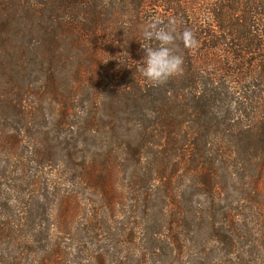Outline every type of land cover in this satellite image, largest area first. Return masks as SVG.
Returning <instances> with one entry per match:
<instances>
[{"label":"trees","instance_id":"trees-1","mask_svg":"<svg viewBox=\"0 0 264 264\" xmlns=\"http://www.w3.org/2000/svg\"><path fill=\"white\" fill-rule=\"evenodd\" d=\"M153 18L174 20L177 33L187 29L195 39L192 47L177 41L182 69L161 85L140 73L141 44L156 46L142 39ZM43 101L55 105L57 132L70 133L60 143L70 166L91 145L100 149L79 178L110 208L124 198L111 176L120 144L140 170L128 185L131 204L123 219L137 229L123 240L135 235L136 264H175L187 256L191 264H205L206 247L195 235L202 229L234 248L243 212L237 217L219 200L232 186L257 202L252 209L264 246V0H0V154L33 134ZM41 142L43 164L53 147L48 134ZM187 174L206 206L194 208L180 194L178 182ZM86 225L77 246H66L67 221L60 223L54 245L27 264H110L105 245L118 248V235L97 214ZM13 230L10 222L0 225L1 235ZM43 238L49 241L48 234ZM90 239L99 251L90 250ZM17 258L0 264H26Z\"/></svg>","mask_w":264,"mask_h":264},{"label":"rangeland","instance_id":"rangeland-1","mask_svg":"<svg viewBox=\"0 0 264 264\" xmlns=\"http://www.w3.org/2000/svg\"><path fill=\"white\" fill-rule=\"evenodd\" d=\"M39 107L44 115L39 117L35 125L32 124L33 134L25 137L20 147L14 152L0 154V173L3 177L0 182V225L10 222L14 227L13 231L4 235L0 234V258H5L0 261H11L13 257H21L17 259L27 264L31 259H38L44 248H51L54 245L58 236L55 234L60 231V223L64 221H67V229L63 232L61 242L66 246L69 244L77 246L81 238L84 237L83 229H86L87 219L97 214L100 219L106 221V224L108 222L111 225L110 231L112 234L118 235H114L118 241L121 240L118 248L112 246L109 241L105 245V253L110 264L116 257H122L124 260L128 257L126 260L128 264H136L135 260L141 255V250L139 245L134 246L135 235L132 236L131 242H125L129 240L134 226L133 223L123 220L124 214L128 213V206L131 204L130 194H127L128 185L133 181L132 176L140 171L136 163L120 152L122 147L120 144L117 149L119 152L116 154L112 166L111 176L114 178L115 190L119 194H123L124 198L111 204V211L109 205L103 202V197L95 189L91 190L85 187L79 178L85 170L83 168L91 167L92 158L100 152V149L91 145L88 151H84V145L79 143L78 146L83 152H80L76 166H70L65 151L60 146V143L68 138L70 133L57 132L59 119L53 111L55 105L52 102L43 101ZM235 116H239L238 112L235 113ZM248 123L245 121L244 124ZM16 127L18 126L15 118L9 119L10 130L15 131ZM22 128L25 129V127ZM44 134H48V143L53 149L50 150L51 156L42 164L39 161L38 151L42 149L41 136ZM148 159V156L144 154L143 163H146ZM84 164L86 166L82 167ZM144 167L145 165H142V169ZM61 172L64 176L60 175ZM233 181L228 182L227 185H234ZM56 182L58 185H55ZM178 183L180 187L183 186L180 194L183 192L182 196L188 198L194 208L200 204L202 206L208 204L207 198L192 187L193 180L190 175L187 174ZM235 186L241 187V184H235ZM240 192L238 187L232 186L227 188L224 195L219 198L221 207H227L237 217L243 212L242 217L238 219L241 220L238 226L240 234L234 237L236 240L234 248H230L226 244L227 249L224 243L220 242L221 239L216 243L217 237H213L203 229L195 233L199 243L205 245L207 250L208 259L205 260V264H264V246L261 245L259 235L263 226H260V221H255L252 209L253 205L257 207L258 204L254 203V200L249 202L239 194ZM69 194L75 197H69ZM228 196H231L232 199L228 200ZM259 205L264 209V195L259 200ZM237 206H241L239 210L236 209ZM243 220L245 222H242ZM218 221L222 222L221 217H218ZM144 223L146 224L143 221L142 225ZM245 224L249 227L251 234L246 233ZM143 227L138 229L139 236L145 231ZM44 234L49 235L48 242H42ZM136 237L137 241L138 236L136 235ZM221 238L223 237L221 236ZM89 248L93 252L99 251L91 239ZM228 253L232 255L226 258ZM196 258L203 257L197 253ZM175 264H191V261L187 256Z\"/></svg>","mask_w":264,"mask_h":264},{"label":"clouds","instance_id":"clouds-1","mask_svg":"<svg viewBox=\"0 0 264 264\" xmlns=\"http://www.w3.org/2000/svg\"><path fill=\"white\" fill-rule=\"evenodd\" d=\"M142 39L145 42H156V46L141 44L144 54L140 73L153 85H161L180 73L183 58L179 54L177 41H180L184 47L195 45L193 33L187 29L177 33L175 21L171 19L167 24H162L159 18H153L143 27Z\"/></svg>","mask_w":264,"mask_h":264}]
</instances>
